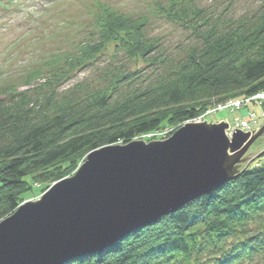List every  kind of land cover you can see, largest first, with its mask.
<instances>
[{"label":"trees","instance_id":"16d2710c","mask_svg":"<svg viewBox=\"0 0 264 264\" xmlns=\"http://www.w3.org/2000/svg\"><path fill=\"white\" fill-rule=\"evenodd\" d=\"M103 12L99 40L88 53L95 55L114 40L155 69L165 63L156 41L146 37V20L108 6ZM167 12L191 30L194 43L156 82L143 85L141 72L133 71L105 89L82 94L33 96L0 89V221L33 188L41 194L72 175L94 149L167 128L174 132L214 103L264 92V9L237 20L192 2ZM255 162L212 193L105 251L65 264H240L264 254V230L250 233L252 223L264 221V164ZM238 235L243 239L234 242Z\"/></svg>","mask_w":264,"mask_h":264},{"label":"water","instance_id":"95a60500","mask_svg":"<svg viewBox=\"0 0 264 264\" xmlns=\"http://www.w3.org/2000/svg\"><path fill=\"white\" fill-rule=\"evenodd\" d=\"M188 122L162 140H132L89 152L71 176L0 221V264H65L102 252L244 173L264 155L252 132ZM230 120V117H228Z\"/></svg>","mask_w":264,"mask_h":264},{"label":"rangeland","instance_id":"374dc122","mask_svg":"<svg viewBox=\"0 0 264 264\" xmlns=\"http://www.w3.org/2000/svg\"><path fill=\"white\" fill-rule=\"evenodd\" d=\"M190 2L226 20L252 18L264 9V0H0V89L11 87L28 91L33 96L43 93L57 96L82 94L86 90L105 89L124 73L133 71L141 72L140 82L143 85L156 82L175 69L194 43L191 30L183 22L173 20L167 12L171 8L178 10ZM107 6L132 18L146 20V37L156 41L158 50L166 56L163 65L156 69L149 66L114 40L95 55L88 53L89 46L99 40L103 8ZM263 110L264 104L259 102L236 110L222 109L217 114H206L205 110L199 114L200 117L184 124L203 122L207 116L213 115L214 121L226 120L229 123L227 133L231 138L235 128L252 132L264 125ZM254 113L257 124L250 126L251 129L240 125L243 119H251ZM173 130L167 128L133 140L148 142L166 139L173 134ZM263 145L264 135L254 142L252 149L259 150ZM255 163L257 166L264 164V158ZM38 192L36 187L27 192L25 201L40 198L43 192ZM250 228L251 234L264 230V221L254 222ZM242 239L243 236L238 235L233 241ZM240 264H264V254L254 255Z\"/></svg>","mask_w":264,"mask_h":264},{"label":"built area","instance_id":"2783aa9c","mask_svg":"<svg viewBox=\"0 0 264 264\" xmlns=\"http://www.w3.org/2000/svg\"><path fill=\"white\" fill-rule=\"evenodd\" d=\"M254 102H256V103L259 102L260 105L264 104V92L263 91L257 92L256 94L249 96V97H246V98H241V100L230 99L224 103H218L217 106H214V105H213L214 107L210 106L206 110V112H207L206 114H210L212 112H214L216 114L217 112H219L222 109L236 110L237 108H241L244 105H248V104L254 103ZM214 104H216V103H214ZM262 115L264 116V113ZM257 123H258V119H257L256 114L254 113L253 115L251 114V119H249V120L243 119L242 124H240V125H243L244 127L251 129L250 126H252L253 124H257Z\"/></svg>","mask_w":264,"mask_h":264},{"label":"bare ground","instance_id":"6f19581e","mask_svg":"<svg viewBox=\"0 0 264 264\" xmlns=\"http://www.w3.org/2000/svg\"><path fill=\"white\" fill-rule=\"evenodd\" d=\"M157 140H160V139H157Z\"/></svg>","mask_w":264,"mask_h":264}]
</instances>
